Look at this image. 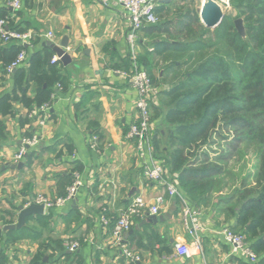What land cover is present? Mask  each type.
Masks as SVG:
<instances>
[{
    "label": "crops",
    "instance_id": "1",
    "mask_svg": "<svg viewBox=\"0 0 264 264\" xmlns=\"http://www.w3.org/2000/svg\"><path fill=\"white\" fill-rule=\"evenodd\" d=\"M187 2L159 3L156 14L164 8L157 15L159 24L146 26L138 34L137 64L156 80L150 97L152 135L164 132L166 107L161 92L169 85L161 81L170 63L165 59L170 55L157 56L154 47L180 38L187 13L196 12ZM0 17L11 23L14 29H10L33 36L24 45L26 61L19 68L27 70L33 52L57 58L44 45L46 41L58 47L66 39L63 50L71 58L65 66L56 62L66 85L57 92L44 125L35 121L21 126L29 109L20 103L13 105L12 114L0 113V229L7 226L2 222L9 220L7 213L13 215L14 224L18 208L27 207L38 196L49 201L60 198L61 177L77 174L81 182L72 201L44 209L43 216H48L44 226L34 221L25 224L28 237L6 248L7 264H28L39 251L45 264H128L125 251L138 256V264H251L245 256L232 253L224 240L223 231L233 226L234 219L225 218L223 193H211L206 206L191 204L185 197L199 214L201 228L195 235L183 225L177 200L161 184L145 178L149 155L140 158L134 142L125 137L136 120L137 93L124 75L132 65L126 39L129 23L117 0H61L58 8L50 0H21L18 11L11 10L7 0H0ZM199 22L202 25L200 18ZM48 32L53 34L51 41L45 37ZM20 46L0 41V98L14 89L12 74L19 68L9 74L6 67ZM37 93L38 86L30 83L26 96L35 99ZM32 134L37 135L36 146L17 161L22 142ZM92 137L97 139L95 148H91ZM160 144L164 148L166 139L160 138ZM152 156L161 163L153 150ZM20 162L22 167H14ZM162 166L165 179L176 182V174ZM156 196L164 198L156 219L149 222L150 216L143 213L116 241L113 227L121 212L136 197L151 205ZM67 241L79 242L77 252L63 248ZM178 245L185 246L190 257L179 255Z\"/></svg>",
    "mask_w": 264,
    "mask_h": 264
},
{
    "label": "trees",
    "instance_id": "2",
    "mask_svg": "<svg viewBox=\"0 0 264 264\" xmlns=\"http://www.w3.org/2000/svg\"><path fill=\"white\" fill-rule=\"evenodd\" d=\"M60 3L61 0H50L55 8ZM235 5L247 22L245 38L226 18L214 30L204 28L197 12L192 11V15L187 13L188 19L179 30V39L155 45V54L170 55L165 57L170 63L165 66L161 81L169 85L161 92L166 107L164 132L153 135L152 150L156 159L176 174L178 188L189 203L206 206L210 194L218 190L217 179L225 175L222 162L227 159L221 154L216 158L209 156L212 139L219 135L224 140L227 136L223 137L221 131H225V135L235 133L236 144L243 139L260 144L255 173L247 178L251 184L243 179L221 202L226 204L225 218L234 219L230 229L245 237L257 259L256 264H264V125L256 124L258 117L264 119V0H235ZM163 9L159 8L157 15ZM8 26L13 28L11 23ZM24 47L20 46L17 53L25 51ZM51 60L49 53L33 52L27 70L19 68L12 74L14 89L0 98L2 115L12 114L16 103L30 113L50 102L57 84L64 89L66 79L58 64H51ZM146 72L152 85L156 83L151 73ZM30 83L38 86L35 99L26 96ZM38 118L39 115L30 117L28 114L21 126ZM160 138L166 139L164 148H161ZM226 145L236 149L232 143ZM223 147L225 145H221ZM27 162L30 159L27 158ZM73 181V176L59 179L61 197L66 195ZM7 216L9 220L2 221L3 225L13 223V215L7 213ZM47 219L48 216L29 217L26 224L34 221L44 226ZM27 237V228L6 232L0 229V264L8 263L6 248ZM43 258V252L39 251L28 264H45Z\"/></svg>",
    "mask_w": 264,
    "mask_h": 264
},
{
    "label": "built area",
    "instance_id": "3",
    "mask_svg": "<svg viewBox=\"0 0 264 264\" xmlns=\"http://www.w3.org/2000/svg\"><path fill=\"white\" fill-rule=\"evenodd\" d=\"M161 0H117L118 5L123 10L129 28L126 34L127 42L131 49V70L129 73L124 74L128 78L132 88L137 93V98L134 102V108L136 111V120L133 122L126 134V139L134 142L136 152L140 158H144L145 155H149L150 163L145 164L143 174L145 178L150 182H156L161 184L166 190L167 195L170 198H174L180 205V217L183 225L191 233L197 234L201 228L199 214L196 210H193L187 203L185 196L178 188L176 182L167 181L164 177V168L160 162L154 160L152 156V130H151V111H150V97L153 92V85L150 77L147 73L141 69L136 60L135 47L139 32L146 26H155L159 22V18L156 14V8ZM8 7L13 11H18L21 8V0H7ZM45 37L48 40L53 39V34L48 32ZM33 36L29 32H20L8 27V23L4 19H0V41L2 43L17 42L21 45H28ZM26 61V54L24 51L18 53L15 59L6 67L7 73H12L19 68ZM58 61L57 58H52L51 64H55ZM62 88L59 84L55 86V91L51 94L50 102L34 109L29 113V116H38L37 123L39 126L44 125L47 113L51 108V104L56 98L57 92ZM96 138H91V148L96 146ZM38 142L37 135H33L31 138L22 142V145L15 155V159L20 161L26 155L29 148L35 147ZM73 183L67 188L66 195L64 197L57 198L54 201H49L42 196L35 198L32 203L37 205H43L44 209L52 207H60L67 202L72 201L78 189L81 187L79 176L75 174ZM164 203L163 196H156L153 204H149L142 197L134 198L129 205L121 212L119 218L113 227V236L116 241L121 240V235L128 231L132 224L133 219L141 216L143 213H147L149 216H156L159 213L161 205ZM106 224V220H103ZM223 237L225 242L230 246L231 252L234 254H240L245 256L251 264H255L257 259L255 255L250 251L245 237L239 233L233 232L231 229L223 231ZM1 246V241H0ZM80 244L77 241L64 242L63 248L70 253H75L79 249ZM177 252L184 257H190L189 250L183 246H177ZM124 254L128 257V264H138L139 258L136 255L125 251Z\"/></svg>",
    "mask_w": 264,
    "mask_h": 264
},
{
    "label": "rangeland",
    "instance_id": "4",
    "mask_svg": "<svg viewBox=\"0 0 264 264\" xmlns=\"http://www.w3.org/2000/svg\"><path fill=\"white\" fill-rule=\"evenodd\" d=\"M207 3H213L214 6H217L221 13L224 15V18L227 21L231 22L234 30H236L234 22L236 20L241 21L243 36L246 37L245 28L247 22L245 21V16L236 8L235 0H206ZM203 0H188L186 5L192 10H196L198 17L200 18L199 11H197L202 4ZM211 7L207 8V13ZM205 28V27H204ZM237 31V30H236ZM238 33V32H237ZM184 60V59H183ZM257 125H264V119L258 117L256 121ZM223 137H226L224 140L219 138V135L212 139L213 145L212 148L208 149L210 157L216 158L217 155L221 154L227 156L226 162H222L223 169L225 170V175L217 179V192L223 193L222 198L229 197L235 191V188L241 184L243 179H250L256 170L258 165L259 154L261 151V146L258 142L253 140L243 139L237 144L234 141L235 133L232 132L229 135H225L226 132H222ZM232 143V146L236 149H229L226 144ZM221 145L225 147L221 148ZM215 156V157H214ZM247 179V183L251 184V180Z\"/></svg>",
    "mask_w": 264,
    "mask_h": 264
},
{
    "label": "water",
    "instance_id": "5",
    "mask_svg": "<svg viewBox=\"0 0 264 264\" xmlns=\"http://www.w3.org/2000/svg\"><path fill=\"white\" fill-rule=\"evenodd\" d=\"M168 1L169 0H161L159 3L165 4ZM198 11L200 14L201 9H199ZM223 18H224V15L221 13L219 8L217 6H212L209 10V14H208L206 20L200 16V21L206 29L214 30L220 25ZM234 25H235V28H236L237 32L239 33V35L243 36L241 21L236 20L234 22ZM64 40L65 41L61 42L58 47H56L54 44H52L49 41H46L44 45L47 46L48 48H50L52 50V52L56 55L58 61L65 66V65L70 63L71 58L63 50L65 48H67L66 39H64ZM13 72H15V70ZM25 157H26V155H25ZM22 165H23V163L20 162L17 164V166H14V167L20 168V167H22ZM18 210H19V213H18L16 222L14 224L5 226L3 228V231L20 230L21 228H23L25 226L27 218L34 217V216H43V214H44V206L43 205H37L34 203L29 204L25 208L21 206L18 208ZM154 219H156L154 216H150L149 222H151V220H154Z\"/></svg>",
    "mask_w": 264,
    "mask_h": 264
},
{
    "label": "bare ground",
    "instance_id": "6",
    "mask_svg": "<svg viewBox=\"0 0 264 264\" xmlns=\"http://www.w3.org/2000/svg\"><path fill=\"white\" fill-rule=\"evenodd\" d=\"M214 6L213 3H207L206 0H203L202 4H201V13H203L204 19L206 20L207 16H208V11L207 8Z\"/></svg>",
    "mask_w": 264,
    "mask_h": 264
}]
</instances>
